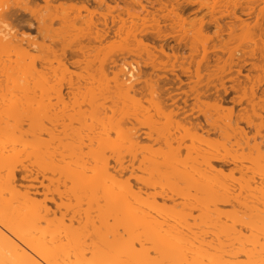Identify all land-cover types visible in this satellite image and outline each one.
Returning <instances> with one entry per match:
<instances>
[{"label": "bare ground", "instance_id": "bare-ground-1", "mask_svg": "<svg viewBox=\"0 0 264 264\" xmlns=\"http://www.w3.org/2000/svg\"><path fill=\"white\" fill-rule=\"evenodd\" d=\"M93 1L97 4V8L91 10L87 6V3H83L82 6L77 7L71 3L54 6L46 2L43 7L35 6L31 8L28 0H0V143L4 141L5 144L10 143L11 146V142L15 144L23 141L21 140L23 135H30L31 141L28 139L30 143H27L28 148L31 150L32 148L35 149V151L32 150V153L34 151V156L41 149L40 147H47L48 150L50 148L56 149V146V148L51 147L52 145L50 144L57 142L58 145H56L60 146V149H53V153L52 149H50V152L47 151L45 153L46 148L43 152L45 157L47 156L46 154L52 153L51 158L53 161H51L55 165L50 164L48 166V163L47 166L50 168L51 165L55 166L54 168L56 169L60 168L59 164L69 154L75 155L78 153L81 156L85 154L86 157L89 152L94 160L93 168H89L91 169L92 173H90L92 176L84 175L85 159V163H82L83 165L79 163L84 168H82V173V169L77 173L78 169H80L78 161H75V165L70 162L77 170L67 171L68 168L66 167V176L64 175L65 173L62 174L64 175L63 178L71 183V187L66 186L64 179L63 184L65 185L63 186L62 182H59L61 180L58 177V183H61V186L65 189L63 191H60V188L56 187V189L53 188L55 190L51 189L52 191H50L40 181V185L46 188V191L45 193L42 192L43 197L39 199L36 197L39 195V192L33 183L39 177L49 180L45 178L46 174H44L47 169L44 167L43 171L39 172L38 169H29L28 166L21 163L17 165L18 163L16 164V162L21 161L17 159L16 161L15 158L12 159L14 155L16 158L19 156V153H17L18 155L13 153L15 149L13 148L14 144L11 147L13 150H9V152L6 145L0 146L5 152L3 155H6L4 157L0 154V264H195L196 262L203 264L204 260L208 264H213V262L219 261L222 257L226 256V254L227 256L232 254V251L233 258H238L239 255L245 256V264H264V244H259L257 241L261 246V249L257 251L254 249V246L257 244L254 243L255 245H251L250 248H252L248 249L243 246L242 242V239L244 240L243 229L250 230L251 232H248L254 234L261 227L262 229L259 232L261 234L264 233V187L261 184V181H264L263 144H250L249 139H246L242 147L239 148L240 146L236 144L233 136L229 133L231 128L230 111L226 115L227 131L225 136H222L220 141L202 139L195 133H191L190 127L185 121H176L175 114L172 111H166L165 94L156 81L148 80L144 82L143 86H139L142 82L141 71L145 68L156 70L187 69L186 56L183 53L180 55L175 54L172 50L173 54L169 55L162 45L157 50L149 41L150 38H172L176 39L179 43H183L184 49H188L190 52L191 62L199 52H202L203 56L196 62L197 71L201 68L206 54H218V52L227 53L228 59L231 62H233L232 60L235 57L240 61L245 60V57L254 59L255 55L259 54L260 60L253 64V68L264 70V40L262 39L264 36V0H153L152 2L148 0H126L122 8L105 6L104 9L102 8L106 0ZM259 2L263 3V6L258 9L254 21L251 22L248 19H250V15L254 12ZM154 3L162 5L166 12L163 14V8L159 11H151L150 8ZM167 5L171 6L170 10L166 9ZM189 6H197L198 10L195 9L194 13L199 10L201 11V9H205L207 12L201 14L199 17L195 16L191 18L186 13ZM238 11L239 15H237ZM21 14L25 16L29 14L34 18L37 30L42 38L41 42H38L36 39H30L24 33H19L20 27L23 25ZM241 15L245 16L246 19H242ZM207 17L209 19L205 20ZM221 18L230 19L231 22L221 26L219 24ZM212 24L215 26V32L210 35L207 29ZM238 32L243 34L246 40L244 41V37L242 36V41L239 42V39L238 43L235 42L237 43L235 44L234 40L241 36H239ZM224 35L227 36L226 40L222 39ZM214 37L219 40V43H213L209 46V41ZM107 50H110V55L108 54L107 57H104L106 52H108ZM218 61L219 58L217 57V64L214 66L216 73L210 75L211 79L218 77L217 72L219 70H223L226 66L231 67V62H224L223 66H219ZM70 68L77 69L79 73L70 72L72 71ZM56 71H61V74L63 73L62 75L60 74L61 77L58 80H56L57 78L55 79ZM22 72H24V75ZM20 75L23 76V81H21L22 77L20 79ZM37 78H39L38 82L41 79V81H45V84H47L46 82H53L52 87H50L51 83L47 87L52 88L51 90L49 88L47 91L45 88L47 85L45 84H43L45 85L44 88L40 87L44 91L42 89V92L38 91L42 95H40L39 101L43 100L46 94L45 91L47 93L50 91L49 93L52 92L56 103L58 102L61 105L65 104L66 99H69L70 102L72 101V104L73 102L75 103L74 100L78 99L79 96L84 99V96L80 95L83 88L99 81V86H95L96 89L98 88V91L95 90L97 92H93V94L95 93L94 95H91V90H88L91 97L97 102L93 109L96 108L97 113L102 116V121L106 119L108 122V120L113 119L110 121H114V125L117 123L115 128L118 127L119 130L121 129L120 127L123 128L122 132L120 130L121 134L118 132L119 134L116 137L120 138L124 130L125 134L128 135L125 136L123 134L124 138H122L125 139L127 137L129 141V144L126 142L128 146L125 149L126 153H124V155L127 154L131 157V161H127L129 162V166H131L129 177L123 179V175L128 169L127 166L123 165L126 163H124V157L121 155L123 153L120 154V151H117L118 154H114L115 152L110 148L114 156L106 157L107 155H104L100 130V132L97 131L95 133L97 136L94 137L95 134L91 136L93 139L89 137V140H86L89 141L88 145L83 143L84 140L82 142L80 140L81 144L78 143L73 146L72 140V143L70 142L66 145L63 143L64 138H68L65 127V125H68L60 121L65 125L60 124L61 130L57 129L59 127L58 121L63 118L62 116H58V113H52L51 115L49 112V116H46L47 121H50L52 127L50 126L47 129L46 126L45 132H43L44 127L42 128L44 124L40 127L42 131L37 128L40 120L45 118H39L38 122V116L30 109L32 104L37 103V98L39 97V95H36L37 91H34V89H37L35 86L38 84L35 80ZM19 82L23 83H21L23 87L20 88L21 84ZM33 84L36 87L34 89ZM87 87L84 89L94 88L92 86ZM64 88L67 89L66 93L63 92ZM251 90L252 88H250ZM88 91L85 93L88 94ZM243 95H246V89H243ZM48 96L46 95L45 97ZM87 98L89 99L90 97ZM83 99L79 103L82 102L84 104L85 101ZM143 103H146L147 106H144ZM67 107L65 106V108ZM211 109L217 112V109L213 107ZM95 110H92L94 111L93 113H96ZM150 110L154 111L155 119ZM142 113L146 117H142L144 119L140 122L137 118L139 115L137 114L142 115ZM64 116L68 117L69 115ZM115 116L120 117L117 120ZM246 116L247 122L250 123L249 116ZM69 118H72V116ZM69 118L67 120L71 121L72 119L69 120ZM100 120L97 122L101 124L102 121ZM132 121L140 127L143 123L142 127L145 125L148 128V132L145 135L148 144L140 143L141 134L138 132L137 124L134 126ZM56 122L57 124H55ZM24 124L28 127L27 129L23 128ZM102 125L100 126L102 127ZM71 127H69L70 130L73 129ZM104 127L105 124L100 129L103 131ZM87 131H89V128ZM39 132L47 135L48 138L45 139L47 141L40 138L41 134ZM69 133L72 132L70 131ZM14 134H18V137H15ZM72 134L76 136L75 132ZM186 140L189 141L190 145L185 144ZM20 143L18 144L20 145ZM194 143L198 144V146H195ZM115 145L117 146V144ZM154 145H156V148ZM199 145H204L206 149L201 151ZM83 147L88 148L87 154L81 151ZM118 150L121 149L118 148ZM183 150L185 153L182 155ZM10 152L13 153L11 154L13 156L8 155ZM139 153H143V155H145L144 153L147 154V158L142 156L143 160L141 159L139 164L145 166L144 163H148V166L144 168L137 167L140 172H147L146 174L149 177L145 179L133 174L135 167L132 166V163ZM7 155L11 157L6 158ZM74 155H71V158ZM73 159L76 160L77 158L73 157ZM110 160L114 162L113 166L110 165ZM40 162H37V164ZM213 162H221L226 166L231 164L230 168H232H229L227 172H223L220 169H216L213 166ZM41 164L43 165L44 162H41ZM63 164H61V167L65 169L64 166L66 164ZM69 169H71L70 166ZM49 170L51 174L53 168ZM49 170H47L48 173ZM3 171L6 172L3 173ZM56 171L53 172L54 175H56ZM235 172H238L240 175L237 180L233 175ZM153 174H155L157 179H153ZM100 176H105L106 180H110L109 183H112V185L110 184L112 190L104 192L103 195L101 194L100 199L104 198V205L102 207L105 206V209L101 207V204H98L97 207L99 209L96 208V212L105 216L101 217L102 219L104 218L103 221L99 218L102 215H96V219L98 218L99 221L97 220V222L100 226L104 227L106 226L108 217H110L109 213L110 215L112 213V218H110L113 221L110 220L112 223H109V225L114 223L111 226L112 229L114 227L115 233L114 235L110 233L112 236L111 240L105 239L106 242H101V247L104 246L102 248L90 245L92 248L90 247V257L88 259L83 256L79 257L76 253L79 254L80 251L77 249H73V256L71 254L69 257L68 254L65 257L66 253L72 251L73 241L71 236L73 234L79 235L80 231L89 230L90 228L92 232H97L100 227L96 224L97 222L95 223L97 226L94 225V218L92 219L93 222L86 220L87 217H91L87 216V213L90 211H87L86 215L83 214L84 217H87L84 218L85 220H83L82 224L80 215L85 212H81L80 215L78 214V209H76L77 212L74 210L71 212L74 207H70V204L67 203L70 200H74L72 195L74 196L78 191L94 189L97 192L98 190L95 188L99 187L98 184L100 182L96 181H99L97 178H100ZM256 176L259 178V184L255 181ZM130 179H135L137 183H141L147 188L158 186L160 187V191L147 195L145 191H140L141 188L135 187L134 189V185L130 183ZM23 182L24 184H22ZM49 182L51 183V179ZM56 186H59V184H56ZM100 187L102 188L103 185ZM165 188L169 190L173 188L170 194L172 193L174 196L181 197L183 200H193V202L191 201L192 203H190L188 200L190 204H186V201V203L181 202V204L174 203L172 194L169 196V191L166 193L164 191L166 190ZM103 190L100 191L103 192ZM189 190H193L192 195H190ZM96 192L91 193L95 195L94 193ZM49 193H51V196L54 194L53 196L59 199L58 204L54 200V197H47ZM91 193L90 195L88 193L90 196L88 200H91V196L93 197ZM254 193L260 194L261 198L257 199ZM77 195L79 196V194ZM69 197H72L73 200L68 199ZM63 198L68 200H64ZM156 198H161L164 203L158 204ZM93 200L94 198H92ZM97 200L95 199V201ZM78 201H74V204L80 203ZM165 201L171 202V206L166 205ZM48 203H52L54 205L53 208ZM77 205L79 206V204ZM87 206L91 207L90 204ZM97 209L101 210L97 211ZM156 209L158 211L161 209L163 216H171L166 213H173L172 215L175 213L174 216H178H176L177 220L183 219L182 222H184L183 224L186 227L176 222L175 225L177 227L179 225L184 229L178 227L181 229H178V231L176 230V226H174L176 230L173 228L174 232L170 229V225L167 228L163 221L160 222L157 219L162 216L159 215L160 213L158 214L160 217L157 216V218L148 213L152 211L155 214L154 211ZM63 210L64 212H62ZM68 211L71 213L69 217H67ZM194 211L198 212L195 216L192 215ZM57 213H59V217L57 215L56 218ZM106 214H108V217ZM50 216L54 217L51 218ZM164 218L167 219L163 217V220ZM222 218L223 220L226 219L225 223L220 221ZM105 219L107 220L106 222ZM66 220L67 223L65 222ZM189 220L191 224H189ZM198 221L199 223L209 222L214 227L215 225L217 227L222 226L221 230L224 225V227L226 226L224 228L227 230L226 232L230 231L231 228L230 234L232 232L233 234L230 236L226 233V240L224 242L215 240L220 242H217L215 245L211 241L212 239L209 240L210 242H207V240L206 242L199 241L197 240L199 236L196 239V235L193 233L195 231H192ZM229 221L232 222V227L230 226L231 222L229 223L230 225L227 224L230 227L226 225ZM40 222H45L42 223L45 226L40 225ZM179 222L182 223L181 221ZM257 225H260V227ZM51 226H57L54 227L55 229L53 228L54 231H56V228L58 229L56 234L50 235ZM111 226L109 227L111 228ZM109 227L107 228L110 230ZM118 228H122L121 233L118 232ZM195 230L197 229L195 228ZM212 232L210 231V233ZM203 237L205 236L203 235ZM251 242L253 241L251 240ZM233 246H235L234 250H232ZM208 251L219 254L213 255ZM232 256H229V258L231 259ZM235 264L239 263L236 262Z\"/></svg>", "mask_w": 264, "mask_h": 264}, {"label": "rangeland", "instance_id": "rangeland-1", "mask_svg": "<svg viewBox=\"0 0 264 264\" xmlns=\"http://www.w3.org/2000/svg\"><path fill=\"white\" fill-rule=\"evenodd\" d=\"M263 6V3H261V2H259L258 4H257V6L255 7V10H254V12L250 15V19H248L249 21H251V22H253L254 21V18H255V14L257 13V11H258V9L259 8H261ZM152 8V7H151ZM151 8H150V10H151ZM195 9H197V6H189V9H188V11H190V12H192L189 16L192 18V17H199L201 14H204V13H206L207 11H205V9H201V11L199 10L198 12H196V13H194L195 12ZM154 10H157V9H152L151 11H154ZM198 10V9H197ZM196 10V11H197ZM165 12H163V14H164ZM193 14V15H192ZM237 15H239V11L237 12ZM215 16H217V15H215ZM242 16V15H241ZM240 16V17H241ZM209 18L207 17V18H205V20H208ZM242 19H246V17L245 16H242ZM231 22V20L230 19H227V18H221L220 19V21H219V24L221 25V26H223L224 24L226 25V23L227 24H229ZM226 28V27H225ZM208 30V34H210V35H212L213 34V32H215V26L212 24V25H210L209 26V28L207 29ZM22 31V32H21ZM21 31H19V33H24V34H26V30H21ZM226 31H227V29H226ZM225 31V32H226ZM238 34H239V38H236L235 40H234V43L235 42H237L238 43V40H239V42H241L242 41V36L244 37L243 39H244V41L246 40L245 39V36L243 35V34H240V32H238ZM222 39H224V40H226L227 39V36H223L222 37ZM262 39L264 40V36L262 37ZM243 41V42H244ZM177 43V42H176ZM213 43H215V44H218L219 43V40H217V38H213L212 40H210L209 41V46L210 45H212ZM234 43H232V44H234ZM237 43H235V44H237ZM234 44V45H235ZM154 45H156L157 46V44H155L154 43ZM164 45V44H163ZM164 46H166V45H164ZM176 46H177V44H176ZM178 46H181V47H184V45H183V43H179V45ZM233 46V45H232ZM108 51V50H107ZM166 52L169 54V53H171V51L170 50H166ZM188 50L186 49V50H184V55L185 56H187V54H188ZM110 53V50L108 51V52H106V55H104V57H107L108 56V54ZM175 53H178V54H180L181 53V50H179L178 52H175ZM217 53V52H216ZM104 54H105V52H104ZM201 54H202V52H199L198 53V55L195 57V60L196 61H199L200 59H201ZM110 55V54H109ZM220 55H223V56H225V58L224 59H226L227 58V60H226V62H231L229 59H228V54L227 53H220V52H218V54H215V53H208V57L209 58H206L205 57V59H204V61L202 62V65L204 64V63H207V62H209L211 65L212 64H214L215 63V65L217 64V57H219L220 58ZM103 56V55H102ZM102 56H100V57H102ZM256 57H258L259 58V55H257ZM215 60H213V59ZM233 61V60H232ZM246 62H255V60L254 59H249V58H246V60H245ZM219 62V61H218ZM234 62H235V60H234ZM195 65V64H194ZM219 65V64H218ZM202 67V66H201ZM149 68H147V69H143V71L144 70H148ZM203 68H201V70H202ZM70 70H72V71H70V72H75V73H79V71H77V69H71L70 68ZM77 71V72H76ZM156 71H160V70H156ZM168 71V70H167ZM170 71V70H169ZM174 71H176V70H174ZM25 72V71H24ZM24 72H22V74L24 75ZM57 72V74H58V76H57V74H56V76H55V79L56 80H58V79H60V77H61V75L63 74H61V71L59 72V71H56ZM59 72V73H58ZM73 72V73H74ZM26 73V72H25ZM28 74V73H27ZM26 74V75H27ZM61 74V75H60ZM65 75V74H64ZM229 74H227V76H228ZM21 77H22V79H21ZM26 77H28V76H26ZM25 77V79H27ZM59 77V78H58ZM74 78V77H73ZM143 78H145V77H143ZM147 78V77H146ZM155 78H156V76H155ZM20 79H21V81H23L24 79H23V76H21L20 75ZM37 82L39 81V78H37V79H35ZM43 81V80H42ZM41 81V79H40V82H38V86L37 85H35L36 87H37V89L35 90L34 89V84L32 85L33 86V89H34V91L36 92L37 91V93H39L40 91H41V89L42 88H44L45 87V85H47L45 88H46V90L48 91V89L50 88V87H52L53 85V82L51 83V82H49V83H51V85L48 83V82H46L47 84H45V81H43L42 82ZM35 82V81H34ZM98 82V83H97ZM97 82H95V84H93V85H91V84H89V85H91L92 87H94V88H89V89H84V88H86V87H84L83 88V90H82V92L84 93H82L81 92V94L80 95H82V96H84V99H85V96H86V99L84 100L83 98H81L80 96H79V98L78 99H76V100H74L75 101V103L73 102V104L69 101V99H66L65 100V104H58V102L56 103V99L53 97V95H52V92L51 93H47V91H45V96L47 95H49L50 96V98H49V96L48 97H45L44 96V98H43V100L41 99L40 101H39V99H40V97L42 96L41 95V93H39V94H37L36 93V95H39V97L37 98V103L35 102L34 104H32L31 105V110L32 111H34L35 113H36V115L38 116V122H39V120L41 119V118H43V117H45L44 119H41L40 120V122L38 123L39 124V126H37V128H39V130H41L43 127V130L44 129H46V126H47V129L48 128H50V126L52 127V125H51V123H50V121H47V119H46V116H49V114L51 113V115H52V113L53 114H55V113H58L57 115L58 116H62L63 118H61V120H59L58 121V128L57 129H59V130H61V126H60V124H63V123H66L68 126H66L65 124H63V126L65 125V127H66V134H68V138H64V141H63V143H64V145H66L67 143H70L71 142V140H72V145L73 146H75V145H77L78 143H80V140H81V142H82V140H84L83 141V143L85 144V145H88L87 143H89V141H86L87 139L89 140V137L90 138H92L93 139V137H91L92 135H94L97 131L98 132H100L101 131V136H100V138H102L101 140H102V147L104 148V155H107L106 157H109V156H114L113 155V152H115L114 154H118V152L117 151H120L119 153L121 154V153H123V154H121L123 157H124V163L125 164H123V165H129V162H127V161H131L130 160V158L131 157H129L127 154H125L124 155V153H126V150L125 149H127V144H129L128 142V138L127 137H125V139H123L124 138V135L125 136H128L127 134H125V130H124V132H123V134H122V136H120V138H118V137H116L117 136V134H119L120 133V130H121V132H122V127H120L121 129L119 130L118 129V127L117 128H115L116 127V125H117V123H115L116 125H114L113 123H114V121H110V120H113V119H110V120H108V122H107V120L106 119H103V121H104V123H103V121H102V116L101 115H99L97 112L98 111H96L95 109H93L94 107H95V105L97 104V102H96V100H94V98H92L91 97V95H94L98 90V88L96 89V87H98L99 86V81H97ZM22 83V82H21ZM20 82H19V84H21ZM40 83H42V84H40ZM23 84V83H22ZM21 84V86H20V88L21 87H23V85ZM41 86H40V85ZM43 84H45V85H43ZM142 82L139 84V86H142ZM43 85V86H42ZM50 85V87L49 88H47L48 86ZM88 85V87H91V86H89ZM97 85V86H96ZM11 86V85H10ZM31 86V85H30ZM96 86V87H95ZM35 87V88H36ZM40 87H42V88H40ZM87 87V88H88ZM39 89V90H38ZM52 88H50V90H51ZM93 89V90H92ZM43 91H44V89H42ZM88 90H91L90 91V94H89V91ZM95 90H97V91H95ZM39 91V92H38ZM86 91H88L87 93L88 94H86L85 92ZM42 92V91H41ZM63 92L64 93H66L67 92V89L66 88H64L63 89ZM93 92H95L94 94H93ZM43 94V95H44ZM41 95V96H40ZM90 95V96H89ZM52 96V97H51ZM87 97H90L89 99L87 98ZM47 98H49V99H47ZM81 99H83V101H85L84 102V104L82 103V102H80L79 103V101L81 100ZM49 102H48V101ZM77 101V102H76ZM82 101V100H81ZM92 103H91V102ZM39 102H40V104H39ZM42 102V103H41ZM44 102V103H43ZM46 102V103H45ZM47 102H48V104H47ZM90 102V103H89ZM77 103V104H76ZM82 103V104H81ZM89 103V104H88ZM37 104V105H36ZM76 104V105H75ZM81 104V105H80ZM73 105H75V106H73ZM143 105L145 106H147V104L145 103H143ZM39 106V107H38ZM45 106H46V108H45ZM65 106L67 107V108H65ZM44 107L45 109H47V110H45L44 108L42 109V108ZM65 108V109H64ZM62 109V110H61ZM202 109V111L204 112L205 110H204V107H202L201 108ZM92 110H95V112L96 113H93L94 111H92ZM202 111H201V114H202ZM50 112V113H49ZM62 112V113H61ZM92 112V113H91ZM150 112H151V114L154 112L153 110H150ZM48 115H47V114ZM60 113V114H59ZM80 113H82V114H84V115H82L81 114V117H80ZM89 113H90V115H89ZM200 113V112H199ZM212 113H214V112H212ZM63 114V115H62ZM98 114V115H97ZM64 115H69L68 117H65ZM137 115H139V116H137V118L139 119V121L141 122V121H143V119L144 118H142V117H144L145 115H143V113H142V115L141 114H137ZM203 115V114H202ZM72 116V118H69V117H71ZM83 116V117H82ZM100 116V117H99ZM153 116H154V113H153ZM214 116H220V118H219V121H218V123H222L223 122V119L221 118V111L220 112H218V115L217 114H215L214 113ZM116 117V116H115ZM120 117V116H119ZM118 116L116 117L117 118V120H118V118H119ZM141 117V118H140ZM146 117V116H145ZM40 118V119H39ZM67 118H69V120H71V121H68L67 120ZM115 118V119H116ZM156 117L154 116V119H155ZM81 119V120H80ZM101 119V120H100ZM78 120V121H77ZM81 122H80V121ZM102 121L101 122V124H100V122L98 123L97 121ZM158 120V119H157ZM44 121V122H43ZM47 121V122H46ZM63 122V123H61V122ZM160 121H162V120H160ZM49 122V123H48ZM70 122V123H69ZM117 122V121H116ZM133 122V124H134V126H136L135 124H137V123H134V121H132ZM69 123V124H68ZM82 123V124H81ZM96 123V124H95ZM107 123H108V125H107ZM42 124H44V126H42V128L40 129V127H41V125ZM55 124H57V122L55 123ZM71 124V125H70ZM87 124V125H86ZM103 124V125H102ZM104 124H105V127H104V129H103V131L101 130L102 129V127L104 126ZM85 125V126H84ZM91 125V126H90ZM100 125H102V127L100 126ZM139 125H140V123H139ZM26 124H24V129H27L28 127L26 126ZM73 127V129L75 130H73L72 129V127ZM81 126V128L79 129V127ZM88 126V127H87ZM97 126V127H96ZM109 126V127H108ZM129 126V125H128ZM143 126V123H142V125H141V127L140 126H138V124H137V129H139V133L141 134L140 135V137H141V140H139L140 141V143L141 144H148V141L147 140H145V139H142V136H144L143 134L144 133H147L148 132V128H146V126L144 125V127H142ZM69 127H71V129L75 132V134H76V136L75 135H73L72 133H74L72 130H70V128ZM87 127V128H86ZM109 129H108V128ZM139 127V128H138ZM68 128H69V130L72 132V133H69L70 131L68 130ZM85 128V129H84ZM88 128H89V131H87L88 130ZM91 128V129H90ZM98 128V129H97ZM101 128V129H100ZM77 129V130H76ZM84 129V130H83ZM38 130V131H39ZM82 132H81V131ZM96 130V131H95ZM100 130V131H99ZM105 130V131H104ZM42 131V130H41ZM40 131V132H41ZM69 131V132H68ZM78 131V132H77ZM80 131V132H79ZM39 132V133H40ZM43 132H45V130L43 131ZM40 133L41 135H40V138L42 139H44V141H47V140H45V139H47L48 137H47V135H45V133ZM68 132V133H67ZM79 134H77V133ZM104 132V133H103ZM119 132V133H118ZM18 133V132H17ZM85 133V134H84ZM93 133V134H92ZM259 133L261 134V133H263L264 134V130L263 129H261L260 131H259ZM121 134V133H120ZM177 134V133H176ZM78 135V136H77ZM81 135V137H79ZM89 135V136H88ZM102 135H103V137H102ZM106 135V136H105ZM14 136L15 137H18V134H14ZM86 136H87V138H86ZM95 136H97L96 134L94 135V137ZM109 136V137H108ZM31 136L30 135H23V137H22V139L21 140H23V141H19V142H21L20 143V145L18 144L19 142H17V143H15L14 144V142H11V146H10V143H7V144H5V142L3 141L2 143H0V146L1 145H3V146H5L6 145V148H7V151L9 152V150H13V148H15L13 151H11V152H13L14 154H16V155H18L17 153H19V156H17V158H16V156L14 155H11V154H13V153H8V155H11V156H13V158L12 159H14L15 158V160L17 159V160H19V161H21V162H16V164L17 165H19L20 163L21 164H23V165H26V166H28V168L29 169H34V170H39V172L42 170L43 171V168L45 167V169H47V170H49V169H52L53 168V172L54 171H56L57 169H58V171H56L57 173H56V175H54V173L53 172H51V174H50V170H49V173H48V171L46 170V173L44 172V174H46V176H45V178L46 179H49V180H44V179H41V177H39L38 178V180L36 181V182H34L33 183V185L34 186H36V190L39 192V195H37L36 197L37 198H39V199H42V197H43V193L42 192H44L45 193V189L46 188H44V187H48L49 189H50V191H52L51 189H53V188H60V191H63V190H65L64 189V187H62L61 185L63 184V179L65 180V178H63L64 177V175L66 176V174L67 173H65V172H67V171H72V170H77L76 169V167L75 166H72L71 164L72 163H74V165L76 164L75 163V161L78 163V165H79V168L80 169H78V172L77 173H79V170H81L83 167H81L83 164L82 163H85V161H86V163L84 164V168H85V171H86V173H85V171H84V175H89V176H92L91 175V169L93 168V166H94V160H93V156L91 155V154H89V152H88V148H82V150L81 151H83L84 153H86L87 154V152H88V156H86L85 157V154L83 155V156H81V154H78L76 151V153L77 154H71V155H74V156H72V158H71V155L69 154L68 155V163H69V165H67L68 163L66 162V160H67V158H65L64 159V161L63 162H61V164L62 163H64V164H66L64 167H65V169L64 168H62L61 166V164H59L60 166V168H61V170L62 169H64V170H62V173H61V170H60V168H54L53 167V165H51V168L50 167H48V166H50V164H54L55 165V163H53L52 161V158H51V154L54 152V150H56V149H58L60 146H57L58 144H57V142H54V143H52V144H50V145H52L51 147H55L56 149H54V148H50V149H52V153L49 155V154H46L49 158L47 159V156L45 157L44 155V151H45V149L47 148H43V147H40L41 149H42V151H40L39 149V151H38V155L36 154H34V156H33V153H34V151H35V149L34 148H32V150H34L33 151V153H32V150L30 149V148H28L29 146H28V143H30V141H31V138H30ZM74 137V138H73ZM76 137H77V139H76ZM79 137V138H78ZM84 137V139H82ZM123 137V138H122ZM71 138H73V139H71ZM81 138V139H80ZM86 138V139H85ZM118 138V139H117ZM215 138H217V137H215ZM26 141H25V140ZM30 141H29V140ZM108 139H109V141H108ZM50 140V139H49ZM65 140H66V143H65ZM76 140V141H75ZM117 142H119V143H117ZM127 140V141H126ZM257 140H259V137L257 138ZM121 141V142H120ZM125 141V142H124ZM23 142V143H22ZM28 142V143H27ZM51 142V141H50ZM75 142V143H74ZM112 143V145H111V143ZM126 142H127V144H126ZM186 143L185 144H187V145H190V143H189V141L188 140H186L185 141ZM62 143V144H63ZM120 143H122V144H120ZM14 144V147L12 146ZM26 144H27V146H26ZM47 144V143H46ZM57 144V145H56ZM75 144V145H74ZM81 144V143H80ZM104 144V145H103ZM115 144H117V146L115 145ZM121 146H120V145ZM125 144V145H124ZM16 145V146H15ZM68 145H71V144H68ZM126 146V147H124V146ZM194 145L195 146H198V144H196V143H194ZM110 146V147H109ZM112 146V147H111ZM116 146V147H115ZM120 146V147H119ZM2 147V146H1ZM11 147H13L12 149H11ZM45 147V146H44ZM48 147H49V144H48ZM107 147V148H106ZM123 147V148H122ZM154 147L156 148V145H154ZM5 148V149H6ZM110 148H112L111 150H113V152L111 153V150H110ZM114 148H116V149H114ZM118 148H120L121 150H118ZM199 148L201 149V151L202 150H204V149H206L205 147H204V145H199ZM3 148H0V154H5V152H4V150H2ZM48 150V148L46 149V151H45V153H47V151L48 152H50L51 150ZM54 149V150H53ZM60 149V148H59ZM108 150V152H107V150ZM31 150V151H30ZM110 150V151H109ZM124 150V151H123ZM1 151H3V152H1ZM6 151V150H5ZM32 153V154H31ZM43 153V154H42ZM80 153H82V152H80ZM91 153V152H90ZM185 152L184 151H182V155L184 154ZM40 154V155H39ZM66 154V153H65ZM145 155H143V153H139V154H137L136 156V159L133 161V163H132V166H134L135 167V169H133V174H135V175H137V177H143L144 179L145 178H147V177H149L148 176V174H146L144 171L143 172H140V170L139 169H137V167L139 168H144V167H146V166H148V163H144L145 164V166H143V165H140L139 163H140V160L143 158L142 156H144V158L147 156V154L146 153H144ZM7 155V157L6 158H8V157H11V156H8ZM80 155V156H79ZM90 155V156H89ZM4 157L6 156V155H3ZM36 156V157H35ZM41 157L40 159H39V157ZM0 157H1V155H0ZM45 157V158H44ZM73 157L76 159V160H74L73 159ZM84 157V158H83ZM35 158H37V159H35ZM80 158V159H79ZM147 158V157H146ZM38 159H39V161H38ZM47 160V161H45V160ZM80 161H79V160ZM84 159H85V161H84ZM91 159V160H90ZM7 160V159H6ZM16 160V161H17ZM37 160V161H36ZM42 160H44V161H42ZM52 160V161H51ZM69 160H71V161H69ZM143 160V159H142ZM43 163L44 162V164L43 165H46V166H43L42 164L40 165V163L41 162ZM50 161V162H49ZM112 160H110V165L111 166H113V164H114V162L112 161ZM23 162V163H22ZM37 162H40V163H38L37 164ZM70 162H71V164H70ZM36 163V164H35ZM47 163V164H46ZM48 163H49V165H48ZM82 164L81 166H80V164ZM63 164V165H64ZM215 164V163H214ZM247 165H248V163H246ZM245 164V165H246ZM38 166V168H36L37 166ZM48 165V166H47ZM86 165V166H85ZM140 165V166H139ZM230 165L231 164H229L228 166H227V168L229 169L230 168ZM36 166V167H35ZM43 166V167H42ZM69 166H70V168L71 169H69ZM232 166V165H231ZM46 167H48V168H46ZM66 167L68 168V170L66 169ZM92 167V168H91ZM133 167V168H134ZM40 168V169H39ZM42 168V169H41ZM72 168H75V169H72ZM83 168V169H84ZM89 168H91V169H89ZM130 168V167H129ZM232 168V167H231ZM230 168V169H231ZM45 169H44V171H45ZM83 169L81 170V173H82V171H83ZM137 169V170H136ZM67 170V171H66ZM88 170V171H87ZM52 171V170H51ZM60 171V173H58ZM228 171V170H227ZM226 171V172H227ZM6 171H3V173H5ZM74 172V171H73ZM91 172V173H90ZM65 173V174H64ZM62 174H64V175H62ZM236 174V175H235ZM54 175V176H53ZM125 175V176H124ZM124 175H123V179H125L126 177H129V175H130V173H129V171H127V172H125L124 173ZM135 175H133V176H135ZM154 175V176H153ZM152 175V177H153V179H157V177H155V174H153ZM234 178H236V180H237V178H239V173L238 172H235L234 174ZM60 178V180L61 181H59V182H62V184L61 183H58V181H57V179L59 180V178ZM102 177H105V176H100V178H97V180L99 179V181H96V182H100V183H102V184H98V186L99 187H97V188H95L96 190H98L99 192H101V193H99L98 191L96 192V191H94V189H92V190H88V192H86L87 190H85V191H81V192H77L75 195H76V197H75V195L73 196L72 195V197H74V200L72 199V197L70 198H68V199H72L73 201H71L70 200V202L68 201H65V202H67V203H69L70 204V207L72 206V207H74L72 210H71V212L74 210V211H76V209H78L77 211H79L78 212V214L80 215L81 214V212H85V213H82L81 215H80V220H82L81 222H82V224H83V220H85L84 218H86L88 215L89 216H91V217H87L86 218V220H91L92 221V219L94 218V225L95 226H97L96 224H98V226H100L99 225V223L97 222V220L99 221V219L97 218L96 219V215H102V216H98L100 219H102L101 217H103V215L104 214H98V212H96V208H98L97 206H98V204H101V207H102V205H104L103 203H104V198L102 197V199H100L101 197L100 196H102L103 195V193L104 192H108V191H111L112 190V188L110 187L111 185H112V183L110 182L109 183V181L110 180H106L107 178L105 177V178H102ZM258 177L256 176V182H257V184L260 182L259 181V178L257 179ZM50 179H51V183L49 182L50 181ZM56 179V180H55ZM105 179V180H104ZM40 181H42V184H43V186L44 187H42L41 185H40ZM66 181V180H65ZM155 182H156V180H154ZM56 182V183H55ZM50 183V184H49ZM66 183V186H70L71 185V183L69 182V181H66L65 182ZM68 183H70V184H68ZM107 183V184H106ZM130 183L132 184V185H134V189H135V187L137 188H141L140 189V191L141 190H143V191H145V194H147V195H151L150 193H154V192H159L160 191V187H158V186H154V187H152V186H150L149 188H147L146 186H144V185H142L141 183L139 184V183H137L136 181H135V179H130ZM236 183V182H235ZM22 184H24V182L22 183ZM52 184V185H51ZM56 184L58 185L59 184V186H56ZM109 184V185H108ZM111 184V185H110ZM256 184V185H257ZM261 184H262V186L264 187V181H261ZM65 184H63V186H64ZM103 185V187L101 188L100 186H102ZM235 186H238L237 184H234ZM140 186V187H139ZM172 186V185H171ZM170 186V187H171ZM253 186V185H252ZM258 186V185H257ZM71 187V186H70ZM145 187V188H144ZM173 187V186H172ZM55 188V189H56ZM65 188H67V187H65ZM93 188V187H92ZM99 188H100V190H103V188H104V190H103V192L102 191H100L99 190ZM154 188V189H153ZM238 188V187H237ZM236 188V189H237ZM55 189H53V190H55ZM166 189V188H165ZM171 189H173V188H170V190L167 188L166 190H164L166 193L168 192V195L170 196L171 194H170V192H172V190ZM59 190V189H58ZM238 190V189H237ZM237 190H236V193H237ZM162 191V190H161ZM190 192V195H192L193 194V190H189ZM263 191H264V188H263ZM83 192H85V193H83ZM93 192H96V193H94L95 195H93L92 193ZM41 193V194H40ZM81 193V194H80ZM88 193H89V195H90V193L93 195V197L91 196V200L89 199L88 200V198H90V196L88 195ZM144 193V192H143ZM149 193V194H148ZM77 194H79V196L77 195ZM84 194V195H83ZM102 194V195H101ZM243 194H245V193H243ZM54 195V194H53ZM51 196V193H49V194H47V197L48 198H51V197H54V200H56V203L58 204L59 203V199L56 197V196ZM81 195H83V196H81ZM86 195V196H85ZM97 195H99L98 197H97ZM254 195L257 197V199H260L261 198V196H260V194H258V193H254ZM105 196V195H104ZM144 196V195H143ZM244 196V195H243ZM78 197H81V198H78ZM85 197V198H84ZM87 197V198H86ZM172 197H173V200L175 201L174 203H178V204H181V202H185L186 204H190V203H192L193 202V200H189L190 201V203L188 202V200H183V199H181V197H178V196H174L173 194H172ZM75 198H76V200H75ZM92 198H94V200L92 201ZM263 198H264V196H263ZM64 200L66 199V198H63ZM62 199V200H63ZM68 199H66V200H68ZM80 200V201H78V200ZM95 199L97 200V201H95ZM106 199V198H105ZM86 200H88V201H86V203H85V201ZM102 200V201H101ZM156 200H157V202H158V204H162V203H164L163 202V200L161 199V198H156ZM74 201H78V202H80V203H77V204H79V206L77 205V204H74ZM94 201H95V203H94ZM192 201V202H191ZM88 202H89V204L91 205V207L90 206H87V205H89L88 204ZM91 202V203H90ZM99 202V203H98ZM71 203H73V204H71ZM76 203V202H75ZM83 203V204H82ZM92 203H94V204H92ZM165 204L166 205H170L171 206V202H167V201H165ZM48 205L51 207L52 206V208H53V204L52 203H48ZM74 205H76V206H74ZM81 206V207H80ZM76 207V208H75ZM78 207V208H77ZM99 207H100V205H99ZM100 207V208H101ZM80 208V209H79ZM88 208V209H87ZM91 208V209H90ZM103 209H105V206L104 207H102ZM226 208H228V207H226ZM99 209V208H98ZM97 209V211H100V210H98ZM151 209V208H150ZM159 209V208H158ZM152 210H153V208H152ZM157 210V209H156ZM154 211L155 212V214H153V212L151 211V210H148V211H151V212H148V211H146V212H148L151 216H153V217H155V218H157V216L158 217H160L159 215H162L160 218H157V219H159V221L161 222V221H163L165 224V226H167V228H168V226L170 225V229H172L173 230V228H174V230H175V227L174 226H176V230H178V229H180L181 227L178 225V227H180V228H178L177 227V225H175L176 224V222H177V224H183L184 222H182V220H179V221H181L182 223H180L178 220H177V218H176V216H174L175 215V213H174V215H172V214H168V213H166L167 215H171V216H166L165 215V213H164V215L165 216H163V214L161 213V209L158 211ZM70 211V210H69ZM69 211H68V213H67V217H69L70 216V214L71 213H69ZM76 211V212H77ZM89 212V213H87V216L86 217H84V215H86V212ZM102 211H104V210H102ZM163 211V210H162ZM62 212H64V210L62 211ZM167 212H169V211H167ZM170 212H172V211H170ZM99 213H101V212H99ZM103 213V212H102ZM160 213V214H159ZM197 213L198 212H196V211H194V212H192V215L193 216H195V215H197ZM84 214V215H83ZM159 214V215H158ZM57 215H58V217H59V213H57L56 214V218H57ZM83 215V216H82ZM107 215V217H108V214H106ZM105 216V215H104ZM109 216L112 218V213H111V215H110V213H109ZM173 216V217H172ZM51 218H53L52 216H50ZM110 217H108V221L105 219V222H106V226H107V223H108V226L107 227H109V226H113L114 225V223L113 224H110L109 225V223H112V219L110 218ZM163 217H166L167 219H165L164 218V220H163ZM178 217V216H177ZM88 218H90V219H88ZM171 218H173V219H171ZM104 219V218H103ZM103 219H102V221H103ZM161 219V220H160ZM110 220H112V221H110ZM167 220V221H166ZM174 220V221H173ZM166 221V222H165ZM201 221V220H200ZM222 223L224 222V221H226V219L225 220H223V218L220 220ZM66 223H67V220L65 221ZM97 222V223H96ZM179 222V223H178ZM189 222V224H191L190 222V220L188 221ZM231 221H229V222H227L226 223V225L228 224V225H230L229 223H230ZM42 223H45V222H40V225H44V224H42ZM96 223V224H95ZM168 223V224H167ZM192 223H193V221H192ZM208 223V224H207ZM207 223H199V221H198V226H197V224H196V226L192 229V231H195V232H193V233H195V235H196V239L198 238V236H199V238L197 239V240H199V241H204V242H206V240H207V242L209 241V240H211V241H213V244L215 245V244H217V242L218 243H220V242H224L225 240H226V235L227 234H229L230 236L233 234V232H232V234H230L231 232V228H230V231H228V232H226L227 230L226 229H224L225 227H224V225H223V229L221 230L220 228H222V226L221 227H217L216 225H215V227L213 226V225H210L209 224V222H207ZM225 223V222H224ZM184 225V227H186L185 226V224H183ZM183 225H181V226H183ZM227 225V226H228ZM45 226V225H44ZM106 226H104V227H102V226H100V227H102V228H100L99 227V229H98V231L96 232V231H94V232H92V229L90 228L89 230L87 229V230H83V231H80V233H79V235H77V234H73L72 236H71V239H72V241H73V247H71V249H72V251H70V253H66L64 256L65 257H67L68 256V254H69V257H70V255L72 254V256H73V249H77L78 251H80V253L78 254V253H76L77 255H79V257L80 256H83L84 258H86V259H88L89 257H90V250H91V248H92V246H90V245H94L93 247H96V248H100L101 247V245H102V243L101 242H106V240H108L109 241V239L111 240V238H112V236H111V234L112 235H114V231H115V229H114V227H113V229H112V226H111V228H110V230H112V231H110ZM165 226H164V228H165ZM208 226V227H207ZM231 227H232V222H231V225H230ZM230 226H228V227H230ZM257 226H259L260 227V225H257ZM54 227H57V226H51L50 227V230H51V232H50V235H52V234H56L57 233V228H56V231H54L53 230V228ZM200 227V228H199ZM210 227V228H209ZM215 228V229H212V228ZM227 227V229L229 230V228ZM52 228V229H51ZM107 228V229H106ZM116 228V227H115ZM183 228V227H182ZM181 228V229H182ZM195 228L198 230V232H197V230H195ZM256 228H258V227H256ZM255 228V229H256ZM55 229V228H54ZM106 229V230H105ZM121 229L122 228H118V232L119 233H121L122 231H121ZM180 229V230H181ZM184 229V228H183ZM200 229V230H199ZM218 229V230H217ZM233 229V228H232ZM254 229V230H255ZM260 230H256L257 232H255L254 230H253V232H255L254 234L252 233H249L248 231H250V230H244L243 229V235H244V240L242 239V242H243V246H245V247H247L248 249L250 248V246L252 245H255V244H257V245H255L254 247V249L255 250H257V251H259L260 249H261V246L259 245V244H261V243H263L264 244V237H263V234L264 233H260L259 231H261V227L259 228ZM91 230V231H90ZM97 230V229H96ZM171 230V231H172ZM173 230V231H174ZM175 230V231H176ZM264 230V229H263ZM262 230V231H263ZM172 231V232H173ZM174 231V232H175ZM179 231V230H178ZM183 232H184V230H182ZM209 231V232H208ZM210 231L212 232H215L214 234H213V232L212 233H210ZM247 231V232H246ZM86 232V233H85ZM96 232V233H95ZM99 232H101V233H99ZM113 232V233H112ZM204 232V233H203ZM251 232V231H250ZM264 232V231H263ZM94 233H95V235H94ZM103 233V234H102ZM111 233V234H110ZM199 233V234H198ZM200 233H201V236H200ZM203 233V234H202ZM227 233V234H226ZM87 235V236H85V235ZM92 235V236H90V235ZM103 236H102V235ZM208 234V235H207ZM210 234V235H209ZM212 234V235H211ZM219 234V235H218ZM97 235V236H96ZM100 235V236H99ZM203 235L205 236V237H203ZM214 235V236H213ZM224 235V236H223ZM246 235V236H245ZM261 235V236H260ZM61 236H63V235H61ZM213 236V237H212ZM253 236V237H252ZM255 236V237H254ZM90 237V238H89ZM262 237V238H261ZM48 239H49V237H47ZM84 238H86V239H84ZM200 238H202V239H200ZM214 238H216V239H214ZM225 238V239H224ZM256 238V239H255ZM260 238V239H259ZM99 239H101V240H99ZM106 239V240H105ZM247 239V240H246ZM258 239V240H257ZM197 240H194V241H197ZM215 240H219V241H215ZM245 240H246V242H245ZM251 240L253 241V242H251ZM255 240V241H254ZM83 241H85V242H87V243H85V242H83ZM98 241V242H97ZM215 241V242H214ZM249 241V242H248ZM259 242V244H258V242ZM210 242V241H209ZM257 242V243H256ZM212 243V242H211ZM255 243V244H254ZM83 244V245H82ZM85 244V245H84ZM107 244V243H106ZM103 245H105L104 243H103ZM247 245V246H246ZM76 246V247H75ZM78 247V248H77ZM91 247V248H90ZM102 247H104V246H102ZM101 247V248H102ZM136 247H137V244H136ZM237 247V246H236ZM233 249L232 250H234V248H235V246H233L232 247ZM252 248V247H251ZM250 248V249H251ZM84 249V250H83ZM88 249H89V251H88ZM83 250V251H82ZM210 254H213V255H218L219 253H216V252H213V251H208ZM232 254H233V251L231 252ZM151 255H152V253H150ZM230 254V253H229ZM232 254H230L229 256H232ZM229 256H227V254H226V256H224V257H222V259H220L219 261H216V262H213V264H223V263H225V262H228L227 264H235L236 262L237 263H239V264H245L246 263V258H245V256H243V255H239L238 256V258H233L234 256H232L231 257V259L229 258ZM71 259H73L72 257H71ZM236 259V260H235ZM195 264H201L200 262H196ZM203 264H208V262L206 261V260H204L203 261Z\"/></svg>", "mask_w": 264, "mask_h": 264}, {"label": "flooded vegetation", "instance_id": "flooded-vegetation-1", "mask_svg": "<svg viewBox=\"0 0 264 264\" xmlns=\"http://www.w3.org/2000/svg\"><path fill=\"white\" fill-rule=\"evenodd\" d=\"M124 1L126 0H106L102 9L105 6L122 8L125 5ZM148 1L152 2L153 0ZM28 2L31 8L35 6L43 7L46 2L54 6L71 3L77 7L87 3L89 9L97 8V4L93 0H28ZM161 8H163V12H166L164 7L157 3H154L151 10L157 9L154 11H159ZM166 9L170 10L171 6L167 5ZM186 13L190 15L192 12L187 11ZM21 17L23 25L19 31L26 30V35L30 39H36L41 42L42 38L37 30L34 18L29 14L26 16L21 14ZM149 41L153 45L154 43L157 44V46L154 45L157 50H159L161 45L165 51L170 50L171 53L169 55H172L173 51L175 53L181 50V53H183L186 50L184 47L178 46L179 42L172 38H150ZM257 55L259 54L254 57L255 62H246V58L249 57H245V60L240 61L235 57L233 62H231V67L226 66L223 70H219L217 72L218 77L211 79L210 75L216 73L215 63L212 65L209 62L204 63L201 67L203 69L201 70L200 68L197 71V61L194 57L191 62L190 52H188L186 56L187 69L156 71V69L149 68L148 70H142V86L145 81H156L158 86L164 91L166 111H172L175 114L176 121H185L189 125L191 133H195L202 139L220 141L222 136L226 134V115L230 111L231 128L229 133L233 136L236 144L240 146L239 148L242 147L246 139H249L250 144L256 143L264 146V134L259 133L261 129L264 130V70L253 68V64L260 60V55L259 58L256 57ZM202 56L203 54H201ZM205 57L209 58L208 54ZM224 58L225 56L220 55L219 66H223L224 62H226L227 58ZM227 74L229 75L227 76ZM250 88H252L251 91ZM243 89H246L245 96L243 95ZM202 107H204V112L201 109ZM211 107L217 109V112L213 111ZM220 111L223 119L222 123H218L220 116H214V113L218 115ZM246 115L249 116L250 123L247 122ZM146 134H143L142 139L147 140L145 138ZM258 137L259 140H257ZM126 166L128 167L127 171L131 173V166ZM213 166L223 172L228 170L227 166L221 162H213Z\"/></svg>", "mask_w": 264, "mask_h": 264}]
</instances>
